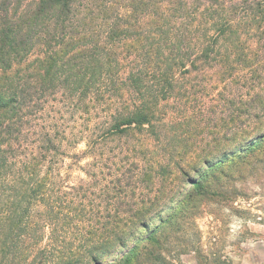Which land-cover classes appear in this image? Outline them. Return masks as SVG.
<instances>
[{"label": "trees", "instance_id": "16d2710c", "mask_svg": "<svg viewBox=\"0 0 264 264\" xmlns=\"http://www.w3.org/2000/svg\"><path fill=\"white\" fill-rule=\"evenodd\" d=\"M262 123L264 0H0V264H166Z\"/></svg>", "mask_w": 264, "mask_h": 264}, {"label": "rangeland", "instance_id": "374dc122", "mask_svg": "<svg viewBox=\"0 0 264 264\" xmlns=\"http://www.w3.org/2000/svg\"><path fill=\"white\" fill-rule=\"evenodd\" d=\"M211 77H201L208 87ZM261 126L264 129V123ZM231 148L226 153L231 160L225 162L223 172L210 178L215 180L211 186L218 187L219 194L197 197L185 212L169 211L174 220L167 228L169 239L163 253L166 264H264V163L256 160L261 156L264 161V151L243 158L230 153L234 149L239 153L242 145ZM222 155L214 161L220 162ZM185 186L189 188L190 184ZM157 223L153 222L152 228ZM147 233L139 232L130 245ZM23 252L17 255L15 264H24Z\"/></svg>", "mask_w": 264, "mask_h": 264}]
</instances>
